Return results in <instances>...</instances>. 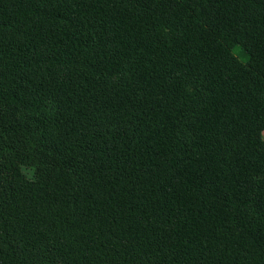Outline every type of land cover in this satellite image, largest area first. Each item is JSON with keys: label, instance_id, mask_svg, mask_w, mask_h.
I'll use <instances>...</instances> for the list:
<instances>
[{"label": "trees", "instance_id": "1", "mask_svg": "<svg viewBox=\"0 0 264 264\" xmlns=\"http://www.w3.org/2000/svg\"><path fill=\"white\" fill-rule=\"evenodd\" d=\"M0 264H264V0H0Z\"/></svg>", "mask_w": 264, "mask_h": 264}]
</instances>
